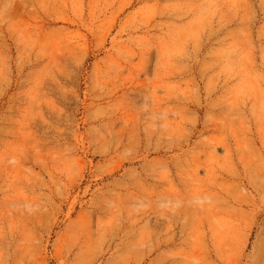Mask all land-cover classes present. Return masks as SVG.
Here are the masks:
<instances>
[{
    "label": "rangeland",
    "instance_id": "374dc122",
    "mask_svg": "<svg viewBox=\"0 0 264 264\" xmlns=\"http://www.w3.org/2000/svg\"><path fill=\"white\" fill-rule=\"evenodd\" d=\"M0 264H264V0H0Z\"/></svg>",
    "mask_w": 264,
    "mask_h": 264
}]
</instances>
